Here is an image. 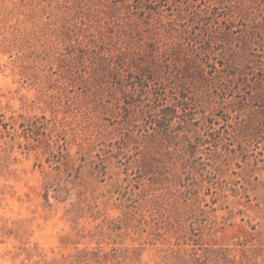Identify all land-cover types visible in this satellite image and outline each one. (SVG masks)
I'll return each mask as SVG.
<instances>
[{
	"label": "rangeland",
	"instance_id": "rangeland-1",
	"mask_svg": "<svg viewBox=\"0 0 264 264\" xmlns=\"http://www.w3.org/2000/svg\"><path fill=\"white\" fill-rule=\"evenodd\" d=\"M0 264H264V0H0Z\"/></svg>",
	"mask_w": 264,
	"mask_h": 264
},
{
	"label": "trees",
	"instance_id": "trees-1",
	"mask_svg": "<svg viewBox=\"0 0 264 264\" xmlns=\"http://www.w3.org/2000/svg\"><path fill=\"white\" fill-rule=\"evenodd\" d=\"M164 114H165V117H170L171 116V114L169 112H166Z\"/></svg>",
	"mask_w": 264,
	"mask_h": 264
}]
</instances>
